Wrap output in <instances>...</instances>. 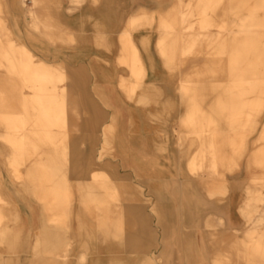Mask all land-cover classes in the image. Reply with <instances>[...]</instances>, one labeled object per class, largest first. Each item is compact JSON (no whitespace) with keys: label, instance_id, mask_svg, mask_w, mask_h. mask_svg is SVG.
<instances>
[{"label":"crops","instance_id":"1","mask_svg":"<svg viewBox=\"0 0 264 264\" xmlns=\"http://www.w3.org/2000/svg\"><path fill=\"white\" fill-rule=\"evenodd\" d=\"M41 1L39 23L32 27L30 17L16 18V0H8V31L40 64V76L50 63L86 78L87 101L78 103L85 113L77 122L79 131L70 134V158L80 165L82 159H94L95 145L100 148L106 142V130H112L111 151L98 164L119 190L126 227L122 237L112 241L109 222L105 225L104 218L84 215L80 205L74 204L67 209L64 231L51 221L45 184L39 182L37 172L22 188L10 172H3V192L13 213L3 243H12L14 252L21 255L13 258L14 264H81L82 255L86 256L82 264H213L205 227L208 216H219L226 234L241 226L233 213V199L228 211L218 198H208L199 183L184 177L185 152L178 149L172 127L185 113L177 82L190 60L174 72L169 56L159 50L157 31L158 16L168 15L174 0ZM150 15L155 16L153 23L132 24ZM7 46L14 52L13 43ZM131 47L144 67L138 76L131 67L135 56ZM90 92L101 96L102 114L97 117ZM81 143L84 151H78ZM86 168L83 165L70 173L73 191L78 183L83 187L91 183ZM102 199L108 200L105 195ZM208 207L219 211L213 213ZM1 245L0 255L13 253Z\"/></svg>","mask_w":264,"mask_h":264},{"label":"rangeland","instance_id":"2","mask_svg":"<svg viewBox=\"0 0 264 264\" xmlns=\"http://www.w3.org/2000/svg\"><path fill=\"white\" fill-rule=\"evenodd\" d=\"M41 2L16 0V18L22 21L23 17H30L31 23H39L37 9ZM172 6L168 15L158 16V47L164 56H169L168 63L174 72L182 70L190 60V67L177 82L185 113L172 127L178 149L185 152L184 177L199 183L208 198H218L220 204L228 206L227 210L233 199V213L241 226L226 234L219 216H208L205 227L214 251L212 262L264 264V65L254 68L253 46L255 43L259 56L264 58V0H174ZM255 10V19L250 21V13ZM5 11H10L8 0H0V105L3 106L0 108V154H8L0 158V244L6 252L13 253L6 257L0 255V264H14L13 258L17 260L21 256L14 252L12 243H3L9 232L10 214L13 216L9 209L11 203L3 192V172H10L11 179L20 188L33 180L37 172L39 182L45 184L47 210L53 215L51 221L54 224L57 221L64 231L68 225V207L72 210L78 204L84 215H95L102 221L104 218L105 225L109 222L111 239L118 241L126 227L119 190L98 164L111 151L112 130H106V142L100 148L95 145L94 159L85 158L86 162L82 159L80 165L73 156L70 158V134L79 131L77 122L85 113L79 110L78 103L87 101L86 78L76 70L61 64L63 69L56 68L50 63L40 76V64L18 46L20 42L8 31ZM154 21V15L142 16L132 24ZM12 43L14 52L7 46ZM10 58L14 59L11 63ZM131 67L136 76L144 71L140 59L132 61ZM40 92H45L40 94L45 106L52 107L58 118L50 122L41 120L43 123H37L39 127L32 123L36 111L24 98L27 96L30 100ZM90 99L94 101L97 117L102 114L101 96L90 92ZM27 113L31 115L26 117ZM17 114L22 121L30 120L18 131H12L7 123L15 121ZM211 140L213 146L206 151L205 146ZM20 142L22 150L15 148L14 143ZM82 147L83 143L78 151H84ZM239 155L242 158L238 166L231 159ZM12 160L17 163H11ZM83 165L90 170L91 183L86 187L78 183L73 191L69 175ZM111 168L113 171V164ZM17 169L20 174L15 176ZM104 195L107 201L102 199ZM208 210L219 211L217 207H208ZM61 216L66 217V222H61ZM210 219L211 227L207 222ZM15 230L19 234V229ZM85 259V255L80 256V263Z\"/></svg>","mask_w":264,"mask_h":264},{"label":"bare ground","instance_id":"3","mask_svg":"<svg viewBox=\"0 0 264 264\" xmlns=\"http://www.w3.org/2000/svg\"><path fill=\"white\" fill-rule=\"evenodd\" d=\"M24 2L26 1V0H23ZM33 1H36V0H33ZM29 2V1H28ZM257 7H259V8H262L263 7V4H257ZM257 13V11L255 10V11H251V15H250V21H253L254 19H255V14ZM31 25L32 26H34L35 24L34 23H31ZM254 52H256V57H255V59H254V68L255 69H257L258 67H260L261 65H264V58H262V56L260 57L259 56V54L260 53H258V48H257V46H255V43H254ZM132 48V47H131ZM132 50H133V55L135 54V56H133V62H138V58L139 57H137V53H136V50H135V48H132ZM258 53V54H257ZM29 97H27V96H25V98H24V102L25 103H31V106L34 108V110L36 111V113L33 115L34 116V119H33V124L34 125H36L38 122H41V123H43L42 121H46V122H50V121H55L57 118H58V115L57 114H55V113H53V109H52V107H48V106H45L46 105V103L44 102V99H43V97L40 95V94H36V95H34L33 97H32V99H28ZM48 102V101H47ZM49 102H53V100L52 99H50L49 98ZM3 106H1L0 105V108H2ZM28 115H31V114H29V113H27L25 116L27 117ZM17 116V119L15 120V121H12V122H9V123H7V126L10 128V129H12V131H18V129L20 128V127H22V126H24V124H25V122H28L30 119H27V120H25V121H22V120H20L21 118H20V116L21 115H16ZM29 117V116H28ZM2 118H4V116L2 117ZM31 118V117H30ZM8 119V118H7ZM42 120V121H41ZM42 125V124H41ZM36 126H39L40 127V124H37ZM15 144V148L16 149H18V150H22L23 149V144L20 142V143H14ZM212 146H213V142H212V140L209 142V144L207 145V146H205V149H206V151H208V150H210L211 148H212ZM233 158V157H232ZM242 158V155H239V156H234V158L233 159H231L232 161L233 160H235V162L238 164V166H239V162H240V159ZM11 163H13V164H16L17 162H16V160H12V162ZM228 165H229V163H228ZM250 164L248 163V161H247V167L248 168H250V166H249ZM214 166H216V165H214ZM225 167V166H224ZM227 167V166H226ZM20 174V172H19V170L17 169V170H14V175L15 176H18ZM214 185H215V183H213ZM212 184V185H213ZM65 196H67L66 194H65ZM0 200H2V197L0 196ZM217 202V201H216ZM221 205V204H220ZM201 210V209H200ZM229 211V210H228ZM201 213V212H200ZM219 213V212H218ZM234 216V215H233ZM67 217V216H66ZM66 217H63V216H61V218H60V220H61V222H66L67 220H66ZM229 218V217H228ZM66 220V221H65ZM211 221H212V219H210V220H208L207 222H208V224H209V226L211 227ZM221 221L223 222V220L221 219ZM110 234H111V232H110ZM114 246H112V248H113Z\"/></svg>","mask_w":264,"mask_h":264}]
</instances>
